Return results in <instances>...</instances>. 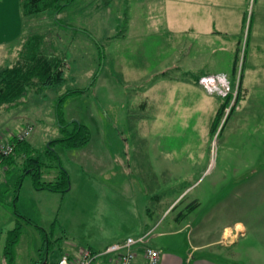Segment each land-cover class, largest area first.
Segmentation results:
<instances>
[{"label": "rangeland", "instance_id": "obj_1", "mask_svg": "<svg viewBox=\"0 0 264 264\" xmlns=\"http://www.w3.org/2000/svg\"><path fill=\"white\" fill-rule=\"evenodd\" d=\"M204 10L197 0H73L57 15L62 26H51L52 33L43 42V53L52 49L64 59L65 83L38 94L31 90L22 105L10 108L7 116L1 114L0 141L18 129L17 116L34 121L25 124L34 127L30 134L36 142L57 137L53 114L61 124L70 117L81 120L95 133L113 135L109 141L119 158L111 178L119 187L108 186L109 180L88 172L90 179L105 184L110 201L100 203L99 213L110 217L107 227L114 217L113 230L119 233L96 237L115 236L112 241H117L144 224L157 223L152 246H166L182 257L190 252L196 256L190 251L195 240L186 238L187 229L162 238L156 233L184 224L200 231L201 218L215 214L228 198L231 209L221 217L215 215L220 224L212 226L216 221L211 219L206 232L218 239L224 226L239 215L243 231L218 239V245L198 255H210L225 264H264V0H245L244 21L234 35L209 32ZM45 22L43 16L27 24L30 29H43ZM27 33L25 26L22 37ZM14 48L7 57L0 55L3 66L15 63ZM201 77L215 81L200 84L196 79ZM85 88L57 102L66 91ZM227 94L229 104L212 134L218 97ZM44 147L35 157L55 166L57 159ZM17 176L15 170L0 169L2 198L15 196ZM71 177L75 207L80 201L77 189L83 188L78 178ZM23 178L22 194L38 226L24 225L20 231L18 246L14 243L9 249L13 255L15 250L13 264H41L45 252L46 264L59 251L60 256H73L67 251L70 245L106 247L94 245L92 237L81 232L88 221L83 210L74 213L79 218L74 229L59 222L53 199H40L42 208L33 211L35 198L28 196L27 189L33 177L26 172ZM42 180L41 176L38 181ZM241 183L244 186L239 188ZM233 187H238L239 194L229 197ZM148 235L150 240L152 234Z\"/></svg>", "mask_w": 264, "mask_h": 264}, {"label": "crops", "instance_id": "obj_2", "mask_svg": "<svg viewBox=\"0 0 264 264\" xmlns=\"http://www.w3.org/2000/svg\"><path fill=\"white\" fill-rule=\"evenodd\" d=\"M199 2V7L205 9L204 11L207 12V15L203 18L204 25L208 27L209 32L213 33H223L226 34L231 32V35L236 34L242 25V22L244 21L242 19L243 14V8L245 9V0H197ZM240 18L238 21H234L232 19L234 18ZM243 20V21H242ZM233 28V31L230 29ZM24 32V24L23 19L20 14V8H19V0H0V55H3L2 57H7L8 51L12 49V47L15 49L13 52H15V56L13 55V58L16 59L17 52L20 49L24 38L22 37ZM14 44V45H13ZM7 62V61H6ZM3 63H0V68H3L5 66L2 65ZM8 66V65H7ZM10 109H5V107H2L0 109V116L1 114H5L7 116L9 114ZM18 115V114H17ZM54 120L57 125V115H54ZM19 118L18 122H21L18 125V129H15L12 131V133H16L19 129L23 128L24 126H28V122L33 121L31 119H25V116L23 120L21 117L17 116ZM50 119V118H49ZM70 120H75L78 122L83 123L81 120L75 119L73 117H70ZM34 122V121H33ZM32 122V123H33ZM28 125H26V124ZM87 125L86 123H83ZM88 126V125H87ZM31 133L33 132V126H31ZM57 127V126H56ZM58 128V127H57ZM89 128V126H88ZM91 138L90 141L82 148L80 149H66L62 147L61 145H55L53 146L50 142H46V140L40 139L38 142L33 139V137L30 136L20 144H17V147L15 149V154L13 155L12 159L10 161H7L6 163L0 164V169L2 172H9L10 170H15L17 173V188L16 193L14 197H10L7 199L2 198L0 196V264H8L7 258H6V247L8 244V240H10L11 232L14 230L15 227H19V232L22 231L25 227L24 225L29 226H38L35 225L32 217H31V210L29 207H31L28 203H26L25 196L22 194V186H23V177L26 174L24 172L25 168H29L27 156L34 157L36 156V151L43 146L46 145L45 150L48 149L50 145H52V150L56 152L58 155V160L60 162V165L64 168V170L67 172L70 186L68 190L64 193H56L51 192L47 190H41V189H35L33 185V181L31 182L30 186H28L29 194L28 196L32 195V206L33 211H40L42 206H40V199L43 201V199H53L56 203V216L59 219L60 223H64L67 226H70L71 228H77L79 227L77 223H75L79 218L74 214L75 211H84L87 214L88 221L85 223V228L82 233L88 235L91 238L92 243L94 245H100V244H111L116 241H112L115 239V236H110L109 238L103 239L98 238L96 236H103V235H113V234H119L117 230H113L115 228V220L114 217H112V220L110 221L109 225L111 227L105 226V224L108 225V221L110 220V217L105 216L104 214L99 213L100 211V203L103 201L106 202V199L110 201V198L107 197L105 190H103L105 184H98L97 180L90 179V175L88 172H95L98 173V177L101 176L102 179L109 180L108 186H120V183H113L112 177L115 176L116 170H118V155L117 151L113 149L111 146V142L109 141L110 134H104L103 132H93L90 129ZM7 135V133H6ZM13 135H7L6 140L9 138H12ZM59 136V129L57 137ZM2 137V135L0 136ZM4 138V137H3ZM5 140V139H3ZM1 142V141H0ZM37 157V156H36ZM41 160V157H38ZM39 160V161H40ZM16 161L18 162L16 164ZM30 164V163H29ZM63 164V165H62ZM36 164L32 163L31 169L35 168ZM40 175L39 178L42 176L44 181H53L57 175V171L55 168L51 169H44L40 167L39 171ZM37 172V173H38ZM27 173H29L27 171ZM2 175V174H1ZM5 175V174H4ZM103 175V176H102ZM78 178L80 180V187L82 189H77L78 195H79V203L74 207L73 199L71 196L73 184H71L72 177ZM100 178V177H99ZM103 179V181H104ZM42 180V181H43ZM4 183H7V180H4ZM113 183V184H112ZM245 184V183H244ZM244 185L241 183L239 188H242ZM237 188V189H236ZM237 190V191H236ZM108 193L114 194L112 190L107 188ZM238 193V187H233L232 191L230 192L229 197L236 196ZM240 194H243L241 192ZM237 198V197H236ZM11 201L12 210H8L7 205ZM250 201L252 202V198L250 197ZM228 198H226V201L222 200L221 205L218 207L217 212L215 214H210L209 216H205L204 218H201V220L197 223L202 225L200 231H194L191 230L190 225H182L180 228L175 229L173 231H159L157 234L158 238H162L165 236H171L178 233H183L185 229H187L186 232V238L188 236L189 239H194L195 242L191 243L189 245L190 251L196 252V253H202L207 249L212 248L213 246L218 245L219 243L218 239H222L226 236L237 234L238 232L243 231L244 224L243 219L239 215L237 219L232 223L233 226L228 224L227 226H224V231L221 235H219L218 239L215 236L212 237L211 234H208L209 232H206L207 228L210 227V220L214 219L216 222L212 225L214 226L216 223H219L216 219L215 215L222 216L223 213L227 212V210L231 209L229 207L230 205L227 204ZM86 201L90 203V205H86ZM224 201V202H223ZM224 203V205H223ZM229 208V209H228ZM235 212L236 209H232ZM241 213V212H240ZM244 213V211L242 212ZM254 214V213H253ZM5 216V220L3 222L2 218ZM118 216V215H117ZM258 217L261 219V217L258 215ZM94 218H98V223H94ZM264 218V215H263ZM262 218V219H263ZM261 219V220H262ZM7 223L5 224V221ZM107 220V221H106ZM237 220V221H236ZM220 224V223H219ZM198 225L197 227H199ZM211 226V227H212ZM157 223H152V225L144 224L142 227H139V229L131 235L133 236H139L142 234H145L147 232H150L152 234V237L149 240V244L152 246L155 243L153 238V231L155 228H157ZM218 229V228H216ZM77 232V231H76ZM194 234V235H192ZM264 234V233H263ZM129 233L127 236H131ZM221 236V237H220ZM126 237H121L122 239ZM19 236L16 238V247L18 246V243L20 242ZM121 240V239H118ZM117 240V241H118ZM152 243V244H151ZM223 244V243H222ZM154 247V246H152ZM85 248L80 245H70L68 247L67 251H72L74 254L77 252V250ZM90 248V247H88ZM156 249H159L161 251L160 261L159 264H225L221 261L215 260L212 257H209L210 255H191L190 253L187 254L186 257L180 256V254L166 249H162V247H154ZM16 249V248H15ZM91 249V248H90ZM213 251H217L214 250ZM15 250L14 255L12 258L11 264H13L15 260ZM224 260V259H222Z\"/></svg>", "mask_w": 264, "mask_h": 264}, {"label": "trees", "instance_id": "obj_3", "mask_svg": "<svg viewBox=\"0 0 264 264\" xmlns=\"http://www.w3.org/2000/svg\"><path fill=\"white\" fill-rule=\"evenodd\" d=\"M66 1L67 2L62 4V0H19L20 14L23 19L24 27L26 26L28 28V33L26 38L24 37L23 43L17 52V57L13 66L0 68V109L2 107L10 109L22 105V101L31 90H35L34 92L38 94L39 91H44L49 88L56 89L65 83L63 71L64 59L55 56L52 49H47V53H43V42L45 41L46 34L52 33L51 26H62L57 15L62 12L67 4L70 2L72 3L73 0ZM43 16L47 18V22L41 25L44 28L39 29L40 27H37V29H30L31 24H27V22ZM97 45L99 50L102 51L100 44ZM98 67H100V64H98ZM95 78H97V73L93 76L92 81H94ZM197 80L198 78L196 81ZM87 88L66 91L58 97L59 99L57 102L70 94L83 93ZM230 98V94L225 95L224 98L218 97L219 105L212 118L209 130L212 134L215 133L223 110L229 104ZM57 127L59 129V136L50 142L53 146L61 145L66 149H80L90 141V128L81 122L75 120L65 121L63 124L57 122ZM18 132L19 131L14 133L12 138L4 141L13 144L14 152L17 144L24 142L16 140L15 136ZM14 152L8 157L2 158L0 164L10 161L15 154ZM45 152L48 153L51 158L53 156L57 159V164L55 166H46L43 161H39L40 158L27 156L28 163L31 162L36 165L33 169L25 168L24 172L28 171L30 175H32L35 189L64 193L70 186L68 174L60 165L58 155L52 150V146H49ZM40 167L55 168L57 171L55 179L53 181H38L40 175L38 171ZM19 233V227H15L11 232L10 240H8L5 251L8 257V264L12 262L13 253L10 250H12V245L16 242ZM61 252L62 251L57 252L48 264H56ZM47 254L48 252L43 253L41 261L47 257ZM31 264L35 263L33 262Z\"/></svg>", "mask_w": 264, "mask_h": 264}, {"label": "built area", "instance_id": "obj_4", "mask_svg": "<svg viewBox=\"0 0 264 264\" xmlns=\"http://www.w3.org/2000/svg\"><path fill=\"white\" fill-rule=\"evenodd\" d=\"M213 80L212 77H201L199 83H210ZM30 133L31 126H26L16 134L15 138L20 142L25 141ZM13 152L12 143L0 142V160ZM148 234L149 232L139 236L124 237L106 245L102 250L81 248L73 256L61 255L56 264H159L161 251L149 244Z\"/></svg>", "mask_w": 264, "mask_h": 264}, {"label": "water", "instance_id": "obj_5", "mask_svg": "<svg viewBox=\"0 0 264 264\" xmlns=\"http://www.w3.org/2000/svg\"><path fill=\"white\" fill-rule=\"evenodd\" d=\"M41 264H46V259H44V260L41 262Z\"/></svg>", "mask_w": 264, "mask_h": 264}, {"label": "bare ground", "instance_id": "obj_6", "mask_svg": "<svg viewBox=\"0 0 264 264\" xmlns=\"http://www.w3.org/2000/svg\"><path fill=\"white\" fill-rule=\"evenodd\" d=\"M127 237V236H126Z\"/></svg>", "mask_w": 264, "mask_h": 264}]
</instances>
